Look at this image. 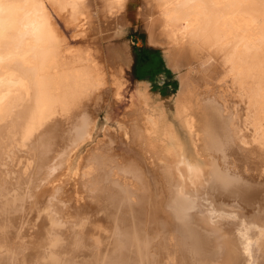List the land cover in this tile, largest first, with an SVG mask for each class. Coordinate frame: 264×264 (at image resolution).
<instances>
[{
    "label": "bare ground",
    "instance_id": "1",
    "mask_svg": "<svg viewBox=\"0 0 264 264\" xmlns=\"http://www.w3.org/2000/svg\"><path fill=\"white\" fill-rule=\"evenodd\" d=\"M46 1L174 46L172 117L140 83L71 172L122 66L65 48ZM0 264H264V0H0Z\"/></svg>",
    "mask_w": 264,
    "mask_h": 264
},
{
    "label": "rangeland",
    "instance_id": "2",
    "mask_svg": "<svg viewBox=\"0 0 264 264\" xmlns=\"http://www.w3.org/2000/svg\"><path fill=\"white\" fill-rule=\"evenodd\" d=\"M47 6L54 22L64 36L65 48L70 47L79 51L82 49L86 51L88 49L87 51L97 61V65H101L107 71L108 76L109 67L115 70L117 65L122 66L121 79L123 85L119 91V99L109 108L107 116L104 109H97L96 123L92 136L75 149L69 164V172H71L77 166V161L79 160L77 158L85 154L88 147L90 149L93 144L103 137L104 128H109L108 130L114 131L118 136L120 133L125 132L123 123L119 120L127 115V109L131 103H134L136 108H138L139 103L136 91L139 90L140 83L147 82L149 84V107L151 108L156 102L161 101L167 111L168 117H172L178 81L175 72L170 68V70L167 69L168 66L166 67L164 52L174 46L172 43H167L163 46L151 43L148 38L149 29L145 25V20L134 24L130 22L128 24L124 22L123 24L121 21L115 22L119 24H113L108 21V28H113L109 29L111 31H108L107 34H111L107 35L103 32L100 35L98 33L95 34L97 19L87 16L80 18L78 21L68 23L62 17L63 15L60 16L54 12L48 2ZM100 20L102 21V19ZM107 23L105 22V25ZM101 25L104 26V22ZM83 29L86 30L85 35L82 32ZM82 36L85 37L83 38ZM183 71L185 72L184 69ZM110 78L111 76H109ZM110 85H113L112 82H110ZM220 91L226 95L229 92L226 86L222 87V89L220 88ZM108 92L109 86H106L104 88L105 95H108ZM232 100L236 101L237 98L233 97ZM234 101L232 103L233 106L236 104ZM232 108L234 109V107ZM138 110H141L140 106ZM115 147L117 151L128 155H138V151L133 150L132 145L126 137L124 140L118 137ZM147 174L151 178L152 172L148 167Z\"/></svg>",
    "mask_w": 264,
    "mask_h": 264
},
{
    "label": "crops",
    "instance_id": "3",
    "mask_svg": "<svg viewBox=\"0 0 264 264\" xmlns=\"http://www.w3.org/2000/svg\"><path fill=\"white\" fill-rule=\"evenodd\" d=\"M163 61H164V59H163ZM166 67H167V65H166ZM167 69H169V67H167ZM170 70V69H169Z\"/></svg>",
    "mask_w": 264,
    "mask_h": 264
}]
</instances>
